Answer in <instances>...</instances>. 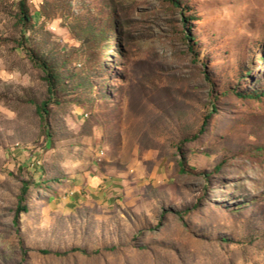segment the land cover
Wrapping results in <instances>:
<instances>
[{"label": "rangeland", "instance_id": "1", "mask_svg": "<svg viewBox=\"0 0 264 264\" xmlns=\"http://www.w3.org/2000/svg\"><path fill=\"white\" fill-rule=\"evenodd\" d=\"M28 8L0 0V264H264V0Z\"/></svg>", "mask_w": 264, "mask_h": 264}, {"label": "trees", "instance_id": "2", "mask_svg": "<svg viewBox=\"0 0 264 264\" xmlns=\"http://www.w3.org/2000/svg\"><path fill=\"white\" fill-rule=\"evenodd\" d=\"M176 4H179V0H174ZM18 6H19V21L21 22L23 29H27V26L31 22V16L29 14V8H28V0H18ZM192 37V36H191ZM190 41L194 42L196 41L195 37L189 38ZM22 47H24L23 44H21ZM26 52L31 56L33 61L43 70L45 74V80L48 85V92L51 96V99H53V96L55 95V88L58 82V75L55 73V70L48 64L47 61L43 60L42 58L38 57V55L31 51L28 48H24ZM257 96V95H255ZM49 104L50 102H44L42 103L38 108V112L40 113L43 121L46 122L47 117L49 116ZM209 118V117H208ZM206 121V120H205ZM206 125V122L203 123V127ZM203 130V129H202ZM28 185L26 183H23L21 192L18 196V205L15 212L14 222L17 223L18 217L22 212H27V207L24 205L26 201V196L28 193ZM74 251H81L83 253H86V251L81 249H73ZM42 254H51V251L43 250L40 251Z\"/></svg>", "mask_w": 264, "mask_h": 264}]
</instances>
